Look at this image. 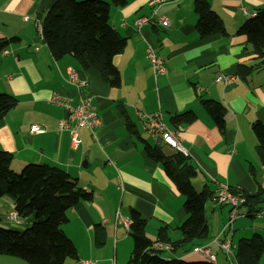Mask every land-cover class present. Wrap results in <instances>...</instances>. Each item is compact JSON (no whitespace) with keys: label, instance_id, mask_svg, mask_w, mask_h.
<instances>
[{"label":"crops","instance_id":"0c3cea01","mask_svg":"<svg viewBox=\"0 0 264 264\" xmlns=\"http://www.w3.org/2000/svg\"><path fill=\"white\" fill-rule=\"evenodd\" d=\"M43 1L0 0V40L16 39L6 47L9 54H0V94L11 95L17 101L0 119V150L12 155L14 172L28 164L54 166L76 179L91 195L90 200L80 201L67 212V222L61 226L77 254L75 260L68 259L65 264L90 260L97 264H128L132 240L128 231L116 223L115 215L129 218L132 209L146 219L148 239L156 240L161 227H166L167 244L180 238L177 228L186 218L184 197L161 166L146 156L141 139L147 143L150 140L149 144L164 155L173 149L145 134L135 116L137 110L159 113L177 132L183 155L196 169L192 180L195 191L206 185L215 193L219 186L227 185L254 194L264 187V164L256 155L251 131L254 122L264 123V78L258 77L260 72L245 81L237 76L238 65L250 62L246 37L237 31L245 24L256 23V19L246 18L241 8L257 13L264 7V0H206L225 31L208 38H200L196 32L194 0H167L154 6L150 0H125L121 8L111 6L109 24L125 40L124 51L113 58L121 78L118 88L106 84L96 70L81 68L70 56L52 58L34 25L35 20H42L37 12ZM152 15L166 17L170 27L148 24L136 29L132 25L135 18ZM25 16L27 21L23 20ZM147 46L162 59L164 75L153 74L145 58ZM68 67L76 70L83 86L68 84ZM217 73L235 78L227 85L216 83ZM52 93L74 104L89 98L96 108L99 125L78 131L81 143L76 150L71 149L67 133L57 128L64 112L48 103ZM202 100L220 102L226 108L222 131L201 107ZM189 111L196 115L192 123H169L172 116ZM129 123L136 134L127 129ZM33 125L41 126L44 132L31 134ZM11 211V199L0 198L1 227L23 231L30 225V218L20 219V225L9 223ZM241 212L242 216L227 226L229 208L208 200L204 205L207 240H192L177 248L171 245L170 251L159 252L158 256L207 262L199 249L208 247L213 264H236L238 240L253 234L264 240V216L249 217L243 209ZM224 241L231 244L230 256L219 247ZM0 264L27 263L0 255ZM258 264H264V255Z\"/></svg>","mask_w":264,"mask_h":264},{"label":"trees","instance_id":"16d2710c","mask_svg":"<svg viewBox=\"0 0 264 264\" xmlns=\"http://www.w3.org/2000/svg\"><path fill=\"white\" fill-rule=\"evenodd\" d=\"M124 5L125 0H53L44 12H37L38 16H43L39 33L41 42L54 60L70 56L81 68L96 70L106 84L118 88L121 78L113 58L124 51L125 40L110 26L109 11L111 6L121 8ZM193 11L197 16L195 29L200 38L225 34L221 20L210 10L206 0H194ZM255 19L254 25L245 24L237 31L238 35L246 37L249 45V64L237 67V76L243 81L255 72L264 76V7L258 10ZM14 42L15 38L0 40V53ZM16 103L13 96L0 94V119ZM200 104L217 129L222 131L226 115L224 105L212 100H202ZM195 119L196 115L189 111L172 116L169 123L188 125ZM133 128L130 123L127 125V129L136 134ZM251 131L256 140V155L264 164V123L254 122ZM141 141L146 156L161 166L177 192L184 197L186 218L177 228L180 238L171 244L172 247L183 246L192 240L206 241L204 205L210 199L215 201V193L206 185L200 192L194 190L192 180L196 169L182 153L173 150L164 155L155 146ZM11 161L12 155L0 150V198H10L18 217L30 218L31 223L23 231L0 226V255L18 258L27 264H65L68 259L75 260V247L61 226L67 222V212L80 201L90 200L91 195L60 168L28 164L16 173L11 169ZM243 195L245 202L239 212L242 214L243 209L246 216L255 217V213L264 208V187H259L254 194L243 192ZM129 218L132 251L128 264H211L208 261L165 260L158 254L150 256L154 241L169 242L166 227H161L156 240L152 241L145 235L146 219L133 209ZM231 254L232 249L226 255ZM262 255L264 240L259 234L238 240L234 254L236 264H258Z\"/></svg>","mask_w":264,"mask_h":264},{"label":"built area","instance_id":"2783aa9c","mask_svg":"<svg viewBox=\"0 0 264 264\" xmlns=\"http://www.w3.org/2000/svg\"><path fill=\"white\" fill-rule=\"evenodd\" d=\"M167 0H150V5H158ZM242 14L248 19H255L257 13H252L244 8H241ZM24 21L28 20V17H23ZM148 24H155L160 28L168 29L171 25L169 19L162 15H152L150 17H137L132 21V25L139 29L140 27ZM35 28L40 33L41 23L39 20H35ZM10 51L4 49L0 54L7 55ZM145 58L147 59L152 72L155 76L164 75L166 68L162 59L154 51L153 48L147 46L145 49ZM67 82L68 84L80 88L84 85V82L80 80L77 72L74 68L68 67L66 69ZM235 77L226 75L223 73H217L214 81L216 83L230 84L233 82ZM48 103L63 110L64 117L58 122L57 128L59 131H64L68 135L69 144L71 149L76 150L80 146V139L78 131L80 129L92 130L99 125V119L97 116L96 108L92 104L91 99L82 98L76 104L72 103L70 99L64 98L57 93H52L47 99ZM136 118L142 123V128L145 134L148 136L160 139L167 147L185 154V151L177 139V132L170 129L159 113H145L137 110L135 112ZM44 129L41 126L33 125L30 128L31 134L43 133ZM245 202V198L242 192L237 188H231L227 185L219 186L215 192V203L220 206H227L230 208L227 226L231 225L232 222L242 216L239 212V207ZM264 216V208L255 213V217ZM7 220L9 223L14 225H20V218L13 210L8 214ZM115 221L119 225L123 226L128 231L131 224L130 218H123L121 215L116 213ZM219 247L226 253L229 254L231 250V244L229 241H224L219 244ZM171 245L160 241L152 243L150 246V256H156L159 252L170 251ZM199 252L206 257L207 261L211 264L214 263V257L209 251L208 247L199 249ZM83 264H97L95 261H86Z\"/></svg>","mask_w":264,"mask_h":264},{"label":"water","instance_id":"95a60500","mask_svg":"<svg viewBox=\"0 0 264 264\" xmlns=\"http://www.w3.org/2000/svg\"><path fill=\"white\" fill-rule=\"evenodd\" d=\"M52 1L53 0H44L38 9V12L39 13L44 12V10L51 4Z\"/></svg>","mask_w":264,"mask_h":264},{"label":"rangeland","instance_id":"374dc122","mask_svg":"<svg viewBox=\"0 0 264 264\" xmlns=\"http://www.w3.org/2000/svg\"><path fill=\"white\" fill-rule=\"evenodd\" d=\"M40 15H41V14H40ZM258 77H262V78H264V76H263L262 73H259V74H258ZM141 137L146 138L145 134H143L142 132H141ZM148 142L152 144V142H151L150 140H148ZM20 171H21V170L16 171V173H19ZM196 188H199V187H196ZM200 191H201V189H199V190L197 189L196 192H200ZM183 200H184V199H183ZM183 202H184V201H183ZM251 236H252V235H251ZM251 236H250V237H251ZM250 237H249V238H250ZM235 240H236V239H235Z\"/></svg>","mask_w":264,"mask_h":264}]
</instances>
